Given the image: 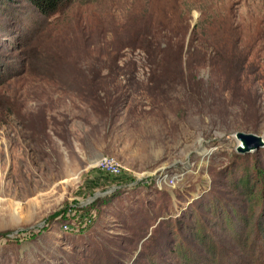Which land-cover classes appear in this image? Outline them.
<instances>
[{"label":"rangeland","instance_id":"obj_1","mask_svg":"<svg viewBox=\"0 0 264 264\" xmlns=\"http://www.w3.org/2000/svg\"><path fill=\"white\" fill-rule=\"evenodd\" d=\"M234 133L264 139V0H0V264H264Z\"/></svg>","mask_w":264,"mask_h":264},{"label":"trees","instance_id":"obj_2","mask_svg":"<svg viewBox=\"0 0 264 264\" xmlns=\"http://www.w3.org/2000/svg\"><path fill=\"white\" fill-rule=\"evenodd\" d=\"M73 1H77V0H29V3H31L38 10V12L40 14L45 15V16H51V15L55 14L62 6L66 5L67 3L73 2ZM166 54L169 56L168 53H166ZM186 54L187 53L186 52L184 53L183 48L179 47L178 50L175 52V59H173V60L177 63L178 62L182 63L184 61ZM97 98H98V100H100V99L103 100V97H100L99 94H98ZM118 98L120 99L121 97H118ZM110 99H112V98H110ZM110 99H107L106 103ZM113 108H114V104H113ZM207 251L210 252L209 253L210 257H212L213 252H214L213 247H211L210 249H207ZM177 257L179 258L178 264H205V262L208 261V259H199L195 255L194 256L193 255L192 256H190V255L185 256L184 254L182 255V254L178 253ZM177 261H178V259H177Z\"/></svg>","mask_w":264,"mask_h":264},{"label":"water","instance_id":"obj_3","mask_svg":"<svg viewBox=\"0 0 264 264\" xmlns=\"http://www.w3.org/2000/svg\"><path fill=\"white\" fill-rule=\"evenodd\" d=\"M232 138L236 142V153L242 156L250 155L264 148V139L253 134L234 133Z\"/></svg>","mask_w":264,"mask_h":264},{"label":"built area","instance_id":"obj_4","mask_svg":"<svg viewBox=\"0 0 264 264\" xmlns=\"http://www.w3.org/2000/svg\"><path fill=\"white\" fill-rule=\"evenodd\" d=\"M96 168L104 175L116 177L120 174V167L115 160L108 157H100L96 163Z\"/></svg>","mask_w":264,"mask_h":264}]
</instances>
